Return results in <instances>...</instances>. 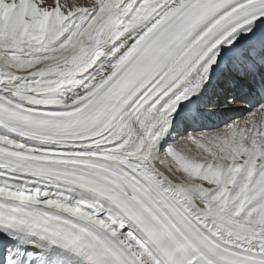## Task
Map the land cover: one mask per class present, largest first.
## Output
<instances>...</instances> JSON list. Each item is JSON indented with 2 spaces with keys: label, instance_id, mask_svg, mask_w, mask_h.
Here are the masks:
<instances>
[{
  "label": "snow or ice",
  "instance_id": "snow-or-ice-1",
  "mask_svg": "<svg viewBox=\"0 0 264 264\" xmlns=\"http://www.w3.org/2000/svg\"><path fill=\"white\" fill-rule=\"evenodd\" d=\"M0 264H264V0H0Z\"/></svg>",
  "mask_w": 264,
  "mask_h": 264
}]
</instances>
